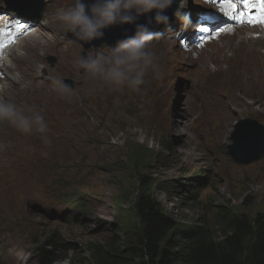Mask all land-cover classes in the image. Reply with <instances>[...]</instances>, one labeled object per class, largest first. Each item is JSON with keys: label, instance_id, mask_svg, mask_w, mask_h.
<instances>
[{"label": "rangeland", "instance_id": "1", "mask_svg": "<svg viewBox=\"0 0 264 264\" xmlns=\"http://www.w3.org/2000/svg\"><path fill=\"white\" fill-rule=\"evenodd\" d=\"M69 4L68 0L60 1V6ZM246 36L242 33L222 38L202 54L201 59L217 61L213 81L231 68L227 70L230 80L222 84L223 90L215 86L214 94L223 96L230 84L241 80L237 78V67L242 68V51L233 50ZM224 45L232 51H222ZM251 47L264 52L262 41L242 44V49ZM154 51L160 56L161 66L165 65L159 50ZM180 56L185 62L183 67L196 68L198 60ZM65 62L69 69L73 67L72 61ZM179 78L170 79L171 89H167L161 105L153 102L152 96L129 99L128 103L122 90L111 92L106 101L111 89H99L90 76L82 81L76 89L78 104L73 106L77 112L60 119L61 124L68 121L72 144L69 147L67 140L56 136L57 132H50L51 144L46 146L57 151L55 158L48 159H54V170H47L44 187L28 184L36 199L31 202L12 192L0 195V264H92L95 246L109 244L119 251L136 247L138 172L151 181L150 195L160 204L159 209L184 227L209 226L218 236L216 214L220 209L250 217L264 213V155L246 166L235 164L228 156L233 136L243 122L255 120L264 127V93L258 100L254 92H239L242 98L238 99L234 91L227 99L230 109L226 103L223 111L211 114L209 89L201 87L195 95H184ZM49 92L67 104L55 91L46 90L41 97H49ZM165 92L162 89L161 93ZM28 97L23 95L21 99ZM216 116L223 118L219 130ZM3 123L1 133L22 149L25 141L20 132ZM250 151L244 150V156ZM134 158L137 164L131 165ZM62 203L72 207L66 220L46 215H53L57 204Z\"/></svg>", "mask_w": 264, "mask_h": 264}, {"label": "clouds", "instance_id": "2", "mask_svg": "<svg viewBox=\"0 0 264 264\" xmlns=\"http://www.w3.org/2000/svg\"><path fill=\"white\" fill-rule=\"evenodd\" d=\"M176 0H94L86 4L83 0H71L67 7L54 6L43 13L41 24L53 31L65 35L71 33L76 40L91 42L103 37V30L114 25L136 23L140 16L155 11L145 24H136L135 34L120 40L115 47L98 53L89 52L87 56L79 55L73 62V67L81 69L97 82L101 90L105 86L111 90L120 91L124 88L139 92L145 83V78L151 72L160 78V56L154 51L153 44L160 39V34L150 30L149 25L167 24L169 17L165 14ZM187 6V0H179L174 16L179 18L184 26L189 23L182 9ZM73 42V41H72ZM42 66L37 71L42 74ZM54 90L62 97L72 102L78 100L76 88L64 83L60 76H49ZM0 122H7L20 133L30 135L37 133L44 144L50 145L48 124L41 114L33 107L18 105L11 99L0 95Z\"/></svg>", "mask_w": 264, "mask_h": 264}, {"label": "trees", "instance_id": "3", "mask_svg": "<svg viewBox=\"0 0 264 264\" xmlns=\"http://www.w3.org/2000/svg\"><path fill=\"white\" fill-rule=\"evenodd\" d=\"M132 164H137L136 158ZM137 185V246L126 251L109 244L95 246L92 264H264V213L250 217L220 209L216 236L209 226L184 227L166 216L150 195L151 181L140 172Z\"/></svg>", "mask_w": 264, "mask_h": 264}, {"label": "bare ground", "instance_id": "4", "mask_svg": "<svg viewBox=\"0 0 264 264\" xmlns=\"http://www.w3.org/2000/svg\"><path fill=\"white\" fill-rule=\"evenodd\" d=\"M57 1L58 0H56V2ZM48 3L51 4L52 0H48ZM51 8L52 7H50L49 9H51ZM43 48L46 50L48 49L47 45H44ZM244 54H245V56L243 57V59H240L241 65H242L241 70H239L237 67V78L239 77V79H241V80L239 81V83L230 84L226 88V92L224 93L223 96H218V95L214 94L212 91H213L215 86H217V88H220L223 90V88H221L222 84L224 82L230 80V76L227 73L228 69L231 70L230 67L223 71L222 76L217 81L212 80V76L215 74L217 67H215L214 70H209L208 64H207L208 63L207 59L205 61L204 60L199 61L197 71L201 74V76L194 77L193 75H191L193 71L184 69L183 72H184V76L186 77V82H187L188 87L193 88V87H200L202 85V88H203L202 90L205 91V89H209L208 91L212 95L211 107H210L211 114H213L215 111H218L220 113V110L225 109V104L226 103L228 104L227 99H229V97L232 96V92H234V91H236L238 94H239V92H242L243 95H248L250 92H254L255 97L258 100H262V98H263L262 95L264 93V58H262V57H264V55H262L260 53H255L253 51H251V52L247 51ZM75 59L76 58L74 56L73 62ZM37 63H39V62L37 61ZM37 63L36 64H34L32 62L30 63V70L33 72V74L38 72L36 69ZM81 72H82V69L78 72L74 67H72L71 69H69L67 74L66 73L64 74V77H66L68 74L71 76H74V77H76V76L83 77L84 75H80ZM69 79H70V81H74V79H72V78H69ZM165 80H166V78H165L163 73L160 76V78H156L151 72H149L145 78V83L141 86L139 92H132L131 90L124 88L122 90V94L128 103H130L129 99H131V101H134V100H139L141 98H148L150 96H152L151 100L156 103V102H158L159 94L161 93L162 89H164V86L166 85V84H164ZM106 89H110V88L106 86ZM46 90L55 91L53 86L46 87V88H38L36 86H33L31 88V92L28 93L29 97L27 98V100L30 103L27 106L33 107L36 111L41 112V114L44 116L47 124H51L55 118V113H57V111H59L60 107H63L66 105L64 103V100H60V102H59L58 101L59 96L55 93H52V92H49V97H41V94ZM111 92L116 93L117 91L110 90L109 93L106 92L107 93V100L106 101H108L109 97H111V94H110ZM5 94L7 95V93H5ZM235 98L241 99L242 96L239 94V95H236ZM83 99L85 100L86 98L83 97ZM83 99H82V102H83ZM245 101H246V99H245ZM188 102L186 103V105L188 104ZM23 105H26V104L23 103ZM48 105H51L48 109H42L44 106H48ZM200 105H201V102H200ZM229 105L230 104H228V108L230 109ZM247 105H248V103H247ZM190 110H192L191 105H190ZM219 117H217L216 120L214 121L215 125H217L218 130L221 129L222 120H223L222 117H221L222 120L218 119ZM153 118L156 120H159L158 118H160V117L153 115ZM67 122H66V124H67ZM66 124H61V122H60V128H62V129H60L56 133V136L62 137L65 140H67V145L70 147V145L72 144V137H70L71 132H70L69 128H66ZM32 135L38 143H44L39 134L32 133ZM47 135L50 139L52 138L50 131L47 133ZM4 140H5L6 151H8L10 154L16 155L20 159H22L24 161L23 165L27 164V162L30 161V158H28V155L26 153V151H28V149H26L24 147H22V149H21L7 135H5ZM214 141L217 142L216 139H214ZM58 149H59V153H60L61 146H59ZM47 154L49 155V157L55 158L57 151L54 150L53 148H51L47 151ZM31 161L34 162V160H31ZM37 170H39V167H37L36 171ZM47 170H50V171L54 170L53 166L49 165ZM5 173H6V171H5ZM46 173H47V171L44 173V176ZM32 191L33 190L31 188L23 189V188H21V186L19 188V192L23 194L24 198L28 201H31V202L36 199V197L34 196ZM194 195H196V194H194ZM54 217H57V216H54Z\"/></svg>", "mask_w": 264, "mask_h": 264}, {"label": "water", "instance_id": "5", "mask_svg": "<svg viewBox=\"0 0 264 264\" xmlns=\"http://www.w3.org/2000/svg\"><path fill=\"white\" fill-rule=\"evenodd\" d=\"M32 0H28L26 3L24 1L19 2L22 13L26 12V9L29 7V3ZM39 1V0H38ZM86 4H91L94 0H83ZM176 0L173 5L166 10L165 14L169 17L167 24L171 23L173 20V12L177 7ZM23 13V14H25ZM40 11L33 14L34 17L40 18ZM155 11L152 13L140 16L136 23L133 24H123V25H114L110 26L107 29H104L103 37L95 39L91 42L78 41L72 34H69V37L73 40L80 42L85 48L90 46L99 47L102 44L114 45L120 40L126 39L135 34L136 24H145L147 23L150 17L154 18ZM167 24L156 25L153 19V23L149 25L150 30H153L159 26H165ZM247 148L251 149L250 153L247 156H244L243 151ZM228 153L234 163L242 166L252 164L253 162L258 161L264 155V127L256 121H245L243 122V127L239 129L238 133L233 136V145L229 147Z\"/></svg>", "mask_w": 264, "mask_h": 264}, {"label": "snow or ice", "instance_id": "6", "mask_svg": "<svg viewBox=\"0 0 264 264\" xmlns=\"http://www.w3.org/2000/svg\"><path fill=\"white\" fill-rule=\"evenodd\" d=\"M218 3L221 4H227L230 7V10L235 11L238 9V5L235 4L234 0H217ZM245 8H247L249 10V17H251L252 15V7H253V2L252 0H242ZM259 8H260V16L254 21L252 19H248L247 22L249 23H260V24H264V0H260V4H259ZM240 22H244V19L242 18ZM202 32H209L210 29L208 27L205 26H201L200 29Z\"/></svg>", "mask_w": 264, "mask_h": 264}]
</instances>
